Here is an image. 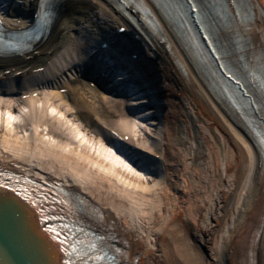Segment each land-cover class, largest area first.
I'll return each mask as SVG.
<instances>
[{
  "label": "bare ground",
  "instance_id": "obj_1",
  "mask_svg": "<svg viewBox=\"0 0 264 264\" xmlns=\"http://www.w3.org/2000/svg\"><path fill=\"white\" fill-rule=\"evenodd\" d=\"M9 1L1 17L30 27L42 0ZM142 2L52 0L49 37L0 56V172L12 168L25 194L7 183L0 191L30 212L59 264L62 247L42 223L52 202L39 187L62 195L51 216L80 220L77 243L92 251L105 238L93 260L264 264V0ZM197 2L202 14L193 18L185 6ZM201 23L219 45L220 66L199 48ZM77 77L117 105L116 127L72 85ZM69 114L102 131L95 157L83 152L88 128L66 131ZM203 172L211 195L198 192Z\"/></svg>",
  "mask_w": 264,
  "mask_h": 264
},
{
  "label": "water",
  "instance_id": "obj_2",
  "mask_svg": "<svg viewBox=\"0 0 264 264\" xmlns=\"http://www.w3.org/2000/svg\"><path fill=\"white\" fill-rule=\"evenodd\" d=\"M0 264H59L30 212L5 191H0Z\"/></svg>",
  "mask_w": 264,
  "mask_h": 264
},
{
  "label": "rangeland",
  "instance_id": "obj_3",
  "mask_svg": "<svg viewBox=\"0 0 264 264\" xmlns=\"http://www.w3.org/2000/svg\"><path fill=\"white\" fill-rule=\"evenodd\" d=\"M73 82L72 85L74 86H78L81 85L83 87H85L86 91V96L89 97L90 101L94 102L95 104H97L100 109L102 111L99 112V114L101 113V117L99 119H101L103 121V123H105V125L107 123H109L111 126H115L118 123V121L120 120L121 116L119 115V113L117 112L116 114L114 113V110H116L115 107H117V105L114 108H110V105H108V103L106 102V98L103 97V95L100 93V91H98L92 84L89 83L88 80H86L85 78H73V80H71ZM41 90V89H39ZM64 121L66 122L65 128L66 131H68L70 128L75 127L77 124H81L83 127L88 128L89 130V137H90V142H88V140L82 145L83 146V152L89 153L91 154L93 157L96 156L95 154V149H93V144L96 142V140L100 137L103 136L102 131H97L95 130V128L93 126H90V123L88 122V118H81V119H74L73 115H68L65 117ZM108 128H111L108 124H107ZM94 128V131L90 130V129ZM4 127L0 125V130H3ZM23 133V132H22ZM73 136L70 135L69 138H72ZM140 137H144L145 139V135L141 134ZM93 138V139H92ZM75 139L73 142V145H75ZM89 147L92 148V150L89 149ZM171 153L172 149L169 150ZM174 155L173 153L171 154V156ZM141 172H144L141 170ZM192 174V173H191ZM200 180L202 181V190L198 189L199 193L201 194V192H203V195H211L212 193V187L209 182V178L207 176L206 172L201 173L200 175ZM202 195V194H201ZM141 222L138 221V224H140Z\"/></svg>",
  "mask_w": 264,
  "mask_h": 264
},
{
  "label": "snow or ice",
  "instance_id": "obj_4",
  "mask_svg": "<svg viewBox=\"0 0 264 264\" xmlns=\"http://www.w3.org/2000/svg\"><path fill=\"white\" fill-rule=\"evenodd\" d=\"M191 7H192L193 9H196V8H197V6H196L195 4H192Z\"/></svg>",
  "mask_w": 264,
  "mask_h": 264
}]
</instances>
